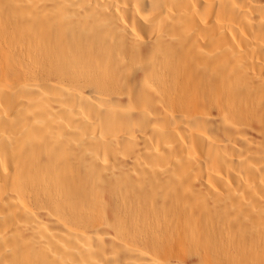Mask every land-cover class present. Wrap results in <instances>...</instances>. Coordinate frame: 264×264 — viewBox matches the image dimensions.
<instances>
[{
  "label": "bare ground",
  "instance_id": "1",
  "mask_svg": "<svg viewBox=\"0 0 264 264\" xmlns=\"http://www.w3.org/2000/svg\"><path fill=\"white\" fill-rule=\"evenodd\" d=\"M0 264H264V0H0Z\"/></svg>",
  "mask_w": 264,
  "mask_h": 264
}]
</instances>
